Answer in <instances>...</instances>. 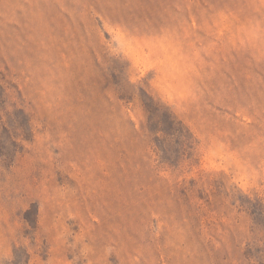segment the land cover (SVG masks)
Returning a JSON list of instances; mask_svg holds the SVG:
<instances>
[{
	"label": "rangeland",
	"instance_id": "rangeland-1",
	"mask_svg": "<svg viewBox=\"0 0 264 264\" xmlns=\"http://www.w3.org/2000/svg\"><path fill=\"white\" fill-rule=\"evenodd\" d=\"M0 264H264V0H0Z\"/></svg>",
	"mask_w": 264,
	"mask_h": 264
}]
</instances>
